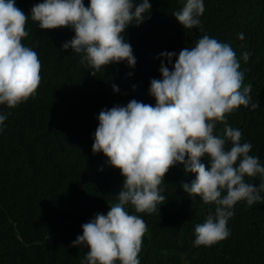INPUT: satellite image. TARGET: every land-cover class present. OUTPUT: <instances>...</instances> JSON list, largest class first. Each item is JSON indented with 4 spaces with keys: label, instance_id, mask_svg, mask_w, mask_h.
Returning a JSON list of instances; mask_svg holds the SVG:
<instances>
[{
    "label": "trees",
    "instance_id": "obj_1",
    "mask_svg": "<svg viewBox=\"0 0 264 264\" xmlns=\"http://www.w3.org/2000/svg\"><path fill=\"white\" fill-rule=\"evenodd\" d=\"M40 2L16 0V5L27 15ZM84 2L88 6L90 0ZM150 3V19L125 33L137 58L135 68L111 64L95 76L71 49H61L75 35L70 28L41 30L38 22L28 20L29 35L22 43L37 52L41 81L16 108L0 105V112L9 113L0 134V264H81L89 249L72 247V241L82 234L83 223L95 214L106 215L110 204L118 202L124 180L119 169L106 164L102 152L93 154L96 117L102 109L132 99L154 105L149 88L151 79L161 78L159 54L179 53L203 35L232 46L243 83L252 85V102L259 107L253 111L240 106L226 119L241 130L242 143L253 145L250 155L264 163V0H204L202 30L184 29L177 21L173 13L182 7L181 0ZM241 32L244 40L238 39ZM244 51L252 54L247 62ZM223 128L217 122L216 131ZM194 178L181 165L171 167L160 186L165 196L160 213L126 207L147 226L138 255L141 264H264L261 202L251 207L237 203L227 239L211 247L193 246L195 225L215 213L214 204L184 192L181 184ZM245 179L261 182L258 177Z\"/></svg>",
    "mask_w": 264,
    "mask_h": 264
},
{
    "label": "clouds",
    "instance_id": "obj_2",
    "mask_svg": "<svg viewBox=\"0 0 264 264\" xmlns=\"http://www.w3.org/2000/svg\"><path fill=\"white\" fill-rule=\"evenodd\" d=\"M181 2L173 13L177 21L184 29L202 30L204 0ZM151 11L150 0H90L88 6L84 0H42L26 15L16 0H0V105L16 108L40 84L38 54L22 43L29 35V19L41 30L70 28L75 35L61 49H71L95 76L111 64L135 68L137 58L125 33L150 19ZM238 39L244 40V33ZM251 55L244 51L242 59L247 62ZM157 58L161 78L151 79L149 88L154 105L132 99L102 109L96 117L93 154L102 152L106 164L119 169L124 180L118 202L110 204L106 215L95 214L83 223L82 234L72 241V247L89 249L81 264H141L138 255L147 226L126 207L160 213L165 200L160 186L171 167L181 165L186 175L195 176L181 184L190 198L215 205V213L195 225L194 247H211L230 236L228 223L238 202L249 207L264 203V163L250 155L253 145L242 143L241 130L226 119L240 106L253 111L259 107L252 102V85L243 83L232 46L203 35L193 46L179 53L164 51ZM112 88L120 92L115 83ZM8 115L0 112V134ZM217 122L224 125L222 132L216 131Z\"/></svg>",
    "mask_w": 264,
    "mask_h": 264
}]
</instances>
